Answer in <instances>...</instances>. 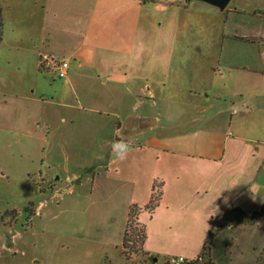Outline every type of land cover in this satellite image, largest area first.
<instances>
[{"label":"crops","instance_id":"crops-1","mask_svg":"<svg viewBox=\"0 0 264 264\" xmlns=\"http://www.w3.org/2000/svg\"><path fill=\"white\" fill-rule=\"evenodd\" d=\"M38 1L43 14V21L39 28V44L36 46L26 44L15 49L10 47L7 50L8 56L6 53L2 54L0 108L5 109L2 113V121L8 130H23L27 128V125L35 124L45 128L47 135L52 136L51 138L49 136L48 140L46 138V147L43 145L45 150L48 149L49 154L44 156L47 168L40 170L39 177L44 176L46 171L50 173L60 171L65 174V178L71 180L77 178L83 180L84 175L80 174V171L90 172L99 169L96 178L100 176L101 171L110 175L113 173L116 179L128 181L126 183L128 186L121 190L122 202L127 210L132 204L145 210L143 207L149 202L152 187L157 184L160 199L156 207L147 215L151 224L154 219H158L154 224L155 227L160 225L170 227L173 224L178 226L179 223L184 222L182 218L184 216L191 217L193 222L201 218L206 219L205 226L210 225L208 232L211 229L214 231L210 243L211 264H255L264 246V215L258 217L254 223H248L245 216L257 211L264 202V142L259 143L262 139L251 137L248 132L255 127L257 130L264 129V39L261 37L263 41L261 44H253L257 36L244 33L236 27L235 23L238 20L228 28L223 25L224 22L221 19L220 29L219 27L209 29V39L213 41V45L209 47L210 55L200 48H194L195 55L191 58L186 51H191L190 49L193 48H188V45L177 50L172 47H163L160 58L154 61L166 64L171 73L180 71L176 77L170 76L171 73H165L167 69L163 70V66L161 70L157 67L148 70L147 67L150 68V66H146V75L136 74L129 78L126 71L124 75H121V69L129 63L132 65L133 72L137 69V62H132L128 57L132 56L138 46L134 39L143 4L152 3V8L156 10L169 11L172 8H180L183 3L191 0L188 2L186 0L183 2L179 0H93L92 12L73 20L77 26L66 19L59 23L54 9L48 15L49 0ZM101 2L108 4L106 7L108 10H114L113 3L117 5L119 3L122 8L121 13L110 14L112 10L102 12L103 4H99ZM228 4L220 13L217 10L219 14L225 13L226 19L228 15L236 18H245L247 15L259 17L258 14L264 16V5L263 9H255L256 7L243 9L235 4L228 7ZM183 7L187 10V4ZM152 8L149 9L152 10ZM171 16L174 17V12H171ZM171 16H168L167 24ZM1 17L4 26L2 9ZM102 26L105 28L111 26L116 31H111L112 34L107 38L106 30L104 31ZM191 30L194 32L195 27ZM2 31L3 27L0 44L3 42ZM91 35L97 40L99 37H101L100 40L106 37L105 42L106 40L112 42L113 38L118 37L119 42L117 45H100L101 41L91 43L89 39ZM223 37L248 44L223 46L218 44V40ZM216 45L220 46L218 54H216ZM156 50L157 46L151 47V51ZM200 51L203 57L199 55ZM117 52L124 54L125 58H115ZM61 54L74 58L75 65L70 68L68 66L69 70L65 77L68 85L63 83L57 88L50 85L53 88L51 92L54 94L50 97L45 95L49 84H44L47 80L46 78L42 80L41 75L37 77H40V81L30 82L29 85L24 83L23 77L19 79L13 76L6 80L2 75L4 68L10 70L14 66L18 68V71L21 70V66L25 69L27 66L29 69L35 68L40 74L41 56L51 55L61 59L55 56ZM251 55L257 58L256 65L248 60ZM107 56L114 58H106ZM189 66L200 68L208 66L212 74L207 79L199 75L198 71L194 76H188L185 72L190 69ZM140 67L143 66L140 64ZM219 67H225L235 73V77L230 81L221 83L232 92V95L227 96L228 101L223 102L219 101L220 95L213 92L219 84L215 76ZM141 72H144V69ZM19 73L21 74V71ZM153 75L156 76V80L160 79L158 84L154 83L153 77L150 79ZM161 77L164 78L161 79ZM28 86L31 87L27 88ZM79 87L83 88V92H78ZM106 87L113 92L126 91L128 98L134 100L129 113L123 112L125 103L122 104V102L118 106L115 104L120 111L103 107V109L97 108L88 112L83 109L85 107H74L66 101L71 91L76 93V98L85 100L102 98L104 101H98L102 104L108 100L106 99L108 95L102 91ZM36 91L37 94H35ZM141 97L184 104L194 109V113L186 122L162 109L145 114V110L139 108L137 103V99ZM55 98L58 100L56 104H54ZM249 99H256L259 103L254 105ZM57 105H59L58 109ZM148 108L147 106V110ZM91 112L100 114L98 130L105 131L103 136L77 149L71 148L72 145L75 146L74 143L68 147L62 140L58 143V129L71 130L73 126L78 127L79 122L83 127L84 124L92 121L91 117H83L81 121L79 117L88 116ZM121 113L125 117L121 118ZM119 141L127 143L126 152L119 148L114 149L113 145ZM80 149L84 150L79 151ZM118 151L120 155L117 154ZM92 158L94 159L91 160ZM89 160L98 163L97 168H91ZM69 165H72L69 167L70 170L67 169ZM30 176V174L27 175L28 178ZM86 177H91L93 180L95 174L87 173ZM58 178L55 177V179ZM127 215L128 211L124 215V227ZM142 220L144 221V218ZM104 223L102 222L103 225L110 224ZM156 229L160 232L158 228ZM123 231L122 235L118 233L113 239L104 235L98 240L116 247L121 258L120 264H160V259L162 264H178L168 261L167 254H164L162 249L146 245L143 252L147 259L130 263L131 259L137 260V254L142 252L131 253V259L130 254L127 257L123 253ZM174 234L177 235V232L175 231ZM160 235L161 233H158L157 238L165 237ZM84 237L89 241L92 240L88 236ZM205 239L190 249L186 248L188 251L184 258L194 261ZM82 255L85 261L67 264H116V260L112 259L108 251L94 256L90 253ZM88 259L93 261L87 262ZM193 264L205 263L203 260H197Z\"/></svg>","mask_w":264,"mask_h":264},{"label":"rangeland","instance_id":"rangeland-1","mask_svg":"<svg viewBox=\"0 0 264 264\" xmlns=\"http://www.w3.org/2000/svg\"><path fill=\"white\" fill-rule=\"evenodd\" d=\"M179 1L183 2V0ZM186 1L188 2V0ZM87 2L89 3L87 4ZM87 2L85 3V0H49L47 3L48 15L54 9L57 12V21L59 23L66 19L68 22L72 21L74 26H77L73 20H77L80 16L89 15L92 12L93 0H87ZM99 4H103L102 12L112 10L106 9L108 5L106 2ZM113 4L114 10L110 14L113 12L115 14L121 13V5L119 3L118 5L117 3ZM184 4H187V10L183 7ZM233 4L243 9H253L254 7H256L255 9H259L263 7L264 0H231L228 7ZM152 5V3L148 2L143 4L138 23L139 26L137 32H135L134 39L135 44L138 46L132 53V56L128 57L132 62H137V69L133 72L132 65L129 63L121 69V75H124V71H126L129 78L136 74L146 75V66H150V68L147 67L148 70L152 67H157V69L161 70L162 66V69L166 70V64L154 61L160 58L159 55L162 54L164 46L177 50L182 48V46L188 45V48H193L190 49L191 51H186L191 58H194L192 55H195L194 48H200L210 55L209 47L213 45V41L209 39V29L213 27H219L220 29L222 27L221 19H223V25L228 28L233 26V23L238 20L235 23L236 27L244 33L257 36L253 44H261L263 42L261 37L264 39V16L260 14H258L259 17L247 15L245 18H236L228 15L226 19L225 13L219 14L220 10L218 13V9L202 0H191L188 3H183L180 8H172L169 11L156 10L154 7L152 8ZM150 7L152 10L149 9ZM0 8L3 11L4 20L2 31L3 42L0 44V61L3 59L2 54L6 53L7 56L9 55L7 50L10 47L15 49L18 46H25L26 44L30 46L39 44V28H41L43 14L38 0H0ZM171 12H174V17L171 16ZM261 13L263 14L262 10ZM150 16L152 17L150 18ZM168 16H171V20L167 24ZM194 27L195 31L192 32L191 29ZM102 28L104 31L106 30L105 35L107 38L112 34L111 31L115 30L111 26L107 28L102 26ZM178 29L179 32H177ZM106 37L103 40H100L101 37H99L97 40L96 37L91 35L89 39L91 43L92 41H101L100 45H117L119 42L118 37L113 39L110 37L112 42L108 40L105 42ZM218 42V44H223V46L229 44H248L242 41H231L226 37L219 39ZM156 46L157 50L155 52L151 51V47ZM219 47L218 45L215 47L216 54H218ZM199 55L203 57L201 51ZM55 56L67 60L69 68L75 65L74 58L69 55L61 54ZM114 57L124 59L125 55L117 52ZM114 57L107 56L106 58ZM248 60H251L250 62L254 63V65L257 63V58L252 55ZM140 64L143 67H140ZM189 68L185 72L188 76H194L198 71L199 75L207 79L212 74V70L210 71L208 66L201 68L199 66H189ZM17 69L15 66L10 70L4 68L2 75L6 80L13 78V76L19 79L23 77L22 80L26 85H29L30 82L40 81V77H42V80L46 78L47 81L44 84H49L45 94L47 97L54 95L51 92L53 88L50 85H54L56 88L60 87L63 83L68 85L67 80H65L66 76L62 78L58 77L52 68L41 67L40 74L36 72L35 68L29 69L28 66L26 69L21 66V74ZM143 69L144 72H141ZM231 71L225 67H219L215 75L219 84L213 92L220 95V102L226 101L228 99L227 96L232 95L231 89L228 90L225 85H222V81H230L231 78L235 77V73ZM166 72L171 73L169 68ZM178 73L180 71H174L170 76L176 77ZM38 76L40 77L37 78ZM152 77L155 79L154 83L158 84L160 79L156 80V76L154 75L150 76V79ZM1 83L3 84V80H1ZM29 87L31 86L27 88ZM107 88L102 90L103 93L108 95L106 98L108 99L107 103H98V101H102L103 99L96 97L97 100L94 98L87 100L76 98V93H72L71 91L66 101L74 107H85L83 109L88 110V112L94 111L97 108L103 109V107L104 109L120 111L117 106L122 102V104L125 103L124 108H122L123 112L127 111L129 113L134 100L128 98L126 91L118 93V91H109ZM224 88L226 89L223 90ZM37 91L35 94H37ZM78 92H83V88L79 87ZM103 96L105 95L103 94ZM153 100L154 103H152ZM249 100H252L254 105L259 103L256 99ZM57 101V98H55L54 104ZM137 103L139 108L145 110V114L153 113L156 109H162L166 110V113L170 112V115L173 117L183 119L184 122L190 119L194 113V109L184 104L167 103V101L165 102L157 98L145 99L141 97V99H137ZM147 106L149 107L148 110ZM60 107L63 108L62 106ZM56 108L58 109L59 105ZM4 110L0 108V264L80 263L85 261V259H82L84 258L82 254L90 253L91 256H94L103 251H108L112 259L116 260L115 263L120 264L121 258L116 247L98 240L104 237V235L112 239L118 233L122 235V229L125 228L124 215L128 210L122 202L121 190L123 191L128 186L126 185L128 181H121L116 179L113 173L110 175L103 171L96 178V173L99 169H94L90 172L80 171L79 173L84 175L83 180L80 178L75 180L67 179L65 178V174H62L60 171H57V173L46 171L44 176L39 177L40 170L42 171L47 168L44 156L49 154L48 149L45 150L43 145L46 147L49 136L50 138L52 136L47 135L45 128L35 124H31V126L27 125V128L23 130H8L2 121ZM182 112L190 113L182 115ZM122 113L121 118L125 117ZM130 113L133 114L132 112ZM152 113L151 116H153ZM78 114L79 112L77 111ZM179 115L181 116L179 117ZM89 116L92 121L84 124L83 127L81 122H79L80 127L73 126L71 130L68 127L69 130L58 129V143L62 140L66 144V147L74 143L75 146L73 147L72 145L71 148L77 149L103 136L105 131L100 132L98 130V118L100 114L91 112L88 113V116L81 115L79 121L83 120V117ZM251 131H247L251 137L262 139L259 143L264 142V129L257 130L255 127ZM83 150L80 149L79 151ZM91 160H89L91 168H97L98 163ZM71 166L69 165L67 169L70 170L69 167ZM87 173H94V179H91L93 175L87 178ZM29 174L31 176L28 178L27 175ZM55 177L59 178L55 179ZM116 177L119 176L116 175ZM147 215H149V211L142 210L137 219L144 224L146 231L143 250L145 249V245L151 248L162 249L164 254H167V259L170 262H174L173 259L180 255L184 257L186 251H188L186 248L190 249L197 245V243H200V241H203L210 228V225L208 227L205 226L207 224L206 219L203 220L201 218L193 222L189 216L182 217L184 222L179 223L178 226L173 224L170 227L162 225L155 227L154 224L158 219H154L151 224ZM143 218L144 221L142 220ZM102 222H109L110 224L103 225ZM156 228L160 232H157ZM175 231L177 235L174 234ZM158 233H161L160 236L165 237L157 238ZM84 236H88L92 240L89 241ZM137 255V260L131 259L130 253V263H134L135 261L141 262L143 259H147L144 256V252ZM92 261L90 259L87 260V262ZM159 263L162 264V259H160Z\"/></svg>","mask_w":264,"mask_h":264},{"label":"trees","instance_id":"trees-1","mask_svg":"<svg viewBox=\"0 0 264 264\" xmlns=\"http://www.w3.org/2000/svg\"><path fill=\"white\" fill-rule=\"evenodd\" d=\"M3 27L2 17H1V8H0V38H1V29ZM160 199V191L158 185L152 187L151 196L149 202L143 207V209L151 212L157 205ZM142 208L137 207L135 204L130 205L127 215L126 225L123 231L122 236V246L123 253L128 257L130 253H139L143 252V244L145 241V228L143 224H141L137 220V216ZM264 215V202L260 206V208L253 212L250 215H246V221L248 223H254L258 217ZM214 235V231L212 229L208 232L205 241L203 242L200 253L197 258L192 261L193 263L197 260H203L205 264H211L209 259L210 254V243L212 236ZM255 264H264V246L261 248Z\"/></svg>","mask_w":264,"mask_h":264},{"label":"built area","instance_id":"built-area-1","mask_svg":"<svg viewBox=\"0 0 264 264\" xmlns=\"http://www.w3.org/2000/svg\"><path fill=\"white\" fill-rule=\"evenodd\" d=\"M39 62L42 68H52L60 78L65 77L67 74L69 65L64 59H58L51 55H45L41 56ZM173 261L178 264H193L191 260H187L183 256H178L177 258L173 259Z\"/></svg>","mask_w":264,"mask_h":264},{"label":"water","instance_id":"water-1","mask_svg":"<svg viewBox=\"0 0 264 264\" xmlns=\"http://www.w3.org/2000/svg\"><path fill=\"white\" fill-rule=\"evenodd\" d=\"M202 1L222 11L225 9V7L227 6L230 0H202Z\"/></svg>","mask_w":264,"mask_h":264},{"label":"clouds","instance_id":"clouds-1","mask_svg":"<svg viewBox=\"0 0 264 264\" xmlns=\"http://www.w3.org/2000/svg\"><path fill=\"white\" fill-rule=\"evenodd\" d=\"M114 149H117L119 148L121 151H124L126 152L127 149H128V145L126 142L124 141H119V142H116L114 145H113ZM118 155H120V152L118 151L117 153ZM122 158V157H121Z\"/></svg>","mask_w":264,"mask_h":264}]
</instances>
